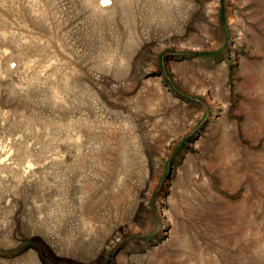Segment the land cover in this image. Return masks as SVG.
<instances>
[{
  "label": "rangeland",
  "instance_id": "1",
  "mask_svg": "<svg viewBox=\"0 0 264 264\" xmlns=\"http://www.w3.org/2000/svg\"><path fill=\"white\" fill-rule=\"evenodd\" d=\"M0 264H264V0H0Z\"/></svg>",
  "mask_w": 264,
  "mask_h": 264
},
{
  "label": "snow or ice",
  "instance_id": "2",
  "mask_svg": "<svg viewBox=\"0 0 264 264\" xmlns=\"http://www.w3.org/2000/svg\"><path fill=\"white\" fill-rule=\"evenodd\" d=\"M105 2H107V0H105Z\"/></svg>",
  "mask_w": 264,
  "mask_h": 264
}]
</instances>
